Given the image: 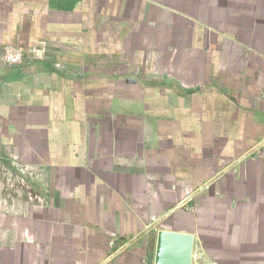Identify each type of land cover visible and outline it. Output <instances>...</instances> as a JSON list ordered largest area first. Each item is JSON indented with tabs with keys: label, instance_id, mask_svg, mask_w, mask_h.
<instances>
[{
	"label": "crops",
	"instance_id": "crops-1",
	"mask_svg": "<svg viewBox=\"0 0 264 264\" xmlns=\"http://www.w3.org/2000/svg\"><path fill=\"white\" fill-rule=\"evenodd\" d=\"M159 231L264 264V0H0V264H155Z\"/></svg>",
	"mask_w": 264,
	"mask_h": 264
},
{
	"label": "water",
	"instance_id": "water-1",
	"mask_svg": "<svg viewBox=\"0 0 264 264\" xmlns=\"http://www.w3.org/2000/svg\"><path fill=\"white\" fill-rule=\"evenodd\" d=\"M194 248L195 236L192 234L159 231L155 264H193Z\"/></svg>",
	"mask_w": 264,
	"mask_h": 264
},
{
	"label": "built area",
	"instance_id": "built-area-1",
	"mask_svg": "<svg viewBox=\"0 0 264 264\" xmlns=\"http://www.w3.org/2000/svg\"><path fill=\"white\" fill-rule=\"evenodd\" d=\"M194 264V263H193ZM196 264V263H195Z\"/></svg>",
	"mask_w": 264,
	"mask_h": 264
}]
</instances>
